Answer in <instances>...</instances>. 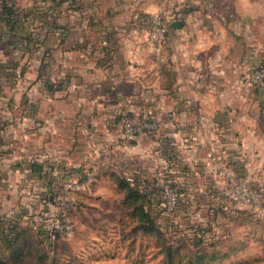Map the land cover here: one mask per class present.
Instances as JSON below:
<instances>
[{"label": "crops", "instance_id": "0c3cea01", "mask_svg": "<svg viewBox=\"0 0 264 264\" xmlns=\"http://www.w3.org/2000/svg\"><path fill=\"white\" fill-rule=\"evenodd\" d=\"M261 2L1 0L17 17L8 26L0 20V191H18L21 203L30 191L33 198L54 191L47 186L66 174L86 181L131 165L165 147L167 127L192 125L185 144L197 154L198 120L208 145L234 137L243 174L261 179L264 90L233 91L244 69L264 63ZM139 14L165 20L169 41L159 65L136 27ZM146 111L160 134L121 147L120 115L138 121ZM91 146L104 150L92 158Z\"/></svg>", "mask_w": 264, "mask_h": 264}, {"label": "rangeland", "instance_id": "374dc122", "mask_svg": "<svg viewBox=\"0 0 264 264\" xmlns=\"http://www.w3.org/2000/svg\"><path fill=\"white\" fill-rule=\"evenodd\" d=\"M191 128L178 127L172 133L165 128V151L174 156L175 166L161 170L162 158L153 152L131 165L119 163L116 169H103L81 180L83 188L69 203L73 235L59 239L54 253L46 254L39 251L34 234L25 229L14 244L21 249L17 264H264V214L259 216L254 209L225 197V188L244 175L246 165L241 164L236 139L231 137L225 145L218 139L212 146L214 161L210 162L204 155L208 149L205 127L199 132L203 141L200 151L194 155L189 152L185 143L193 133ZM133 176L163 185L143 191L151 193L152 232L137 226L124 202L119 180ZM29 193L26 198H33ZM20 197L14 189L1 190L0 217L12 219L25 211L34 214L39 223L43 207L27 200L20 203ZM52 213H44L42 218L48 227L56 221ZM22 221L25 228L34 223L28 216ZM198 239L201 246L189 245ZM178 240L187 249H174L168 243ZM10 248L11 244L0 237L2 259L8 257ZM9 261L12 263V258Z\"/></svg>", "mask_w": 264, "mask_h": 264}, {"label": "built area", "instance_id": "2783aa9c", "mask_svg": "<svg viewBox=\"0 0 264 264\" xmlns=\"http://www.w3.org/2000/svg\"><path fill=\"white\" fill-rule=\"evenodd\" d=\"M135 23L136 27L144 28L150 56L156 65H159L162 63V54L169 41L168 29L163 16L160 14H139L135 17ZM241 88L264 90V63H261L257 67L246 68L240 73L235 81L233 91ZM168 115L173 117L174 112L171 111ZM195 127L201 130L202 127H205V124L202 120H198ZM119 132V145L121 147L134 146L138 143L141 136H158L160 134V122L149 111H146L138 121L131 119L127 114H121L119 119ZM205 143L208 146L204 154L205 160L212 162L215 158L212 148L213 145H208L207 142ZM100 150L103 151L104 149L102 150L96 146H91L90 156L92 158L100 156ZM161 151L163 149L156 153L155 151L153 152L162 158L163 166L160 169L165 170L171 167V164L166 162V156L161 154ZM127 180L131 182V178ZM162 186L158 181H155V188ZM82 188V183H79L78 180L66 174L57 186V189L52 194H48V202L45 204L47 211L45 214L47 215L53 212L52 215L55 213L54 216L56 217L55 223L49 228L52 233L50 236L51 240L57 241L62 237L70 238L73 235L74 229L71 218L68 215L69 203L73 194L79 192ZM35 197L37 200L36 203H40V201L44 203V200L40 199L41 197ZM225 197L238 202L246 208H252L255 212L264 211V173H262L261 179L257 180L251 178L249 175H243L237 182H233L225 188ZM32 199H27L28 204L31 205V202H34ZM55 210H57V213ZM56 236L58 238H55Z\"/></svg>", "mask_w": 264, "mask_h": 264}, {"label": "trees", "instance_id": "16d2710c", "mask_svg": "<svg viewBox=\"0 0 264 264\" xmlns=\"http://www.w3.org/2000/svg\"><path fill=\"white\" fill-rule=\"evenodd\" d=\"M16 17L17 15L15 14V12H13L12 8H9L7 5H5V7L2 6V8H0V20L2 19L1 22H3L6 26L11 24L13 21H15ZM261 116H264V112L263 113L261 112ZM162 149L163 151H161V154H164L168 162L172 164L173 166H175L176 161H175L174 156L167 153V151H165V147ZM41 171L42 170L40 168L35 170V172H39V174L41 173ZM46 176L47 175H45V177ZM78 176L82 178L83 177L82 172L78 171ZM130 178H131V182H129L127 178L119 180V185L122 188L123 193H124V202L127 205V207L132 210L131 215L136 220L137 226L139 228L145 229L148 232L149 231L152 232L154 231V228H153L154 219L148 208L149 202L151 203V199L149 197V194L151 193L146 194V193H143V191L145 192L147 191V189H155L154 187L155 181L154 180L146 181V179L140 181L139 179H137L138 177H135V176L130 177ZM78 182L82 183L81 180H78ZM172 184H171V187H175V185H172ZM47 187L50 189L52 188L57 189V187H54L52 183H50V185ZM52 192H53L52 190L50 191L46 189L42 192L37 193V195H35L37 197H41L40 199L44 200V203H41L40 201V205L41 207H43L44 212H42L38 217L39 223L35 222L36 218L34 217V214L33 215L24 214L26 213L25 211H20L16 213V215H14V218L12 219L4 220L3 218L0 217V225L2 226V228H0V237L3 241L11 244L10 254L8 255L6 259H2L0 257V264H7V263L17 264V262L20 261L18 257L20 255L21 249L17 248L18 246H14V244L19 240L20 237H22L23 234L26 233V230L34 234L36 238L37 246L40 248V249L38 248L39 251L46 253V254L54 253V251L56 250V245L58 244L57 243L58 240L57 241L51 240L50 236L52 233L49 230L50 227H48L46 225V222L42 219L44 218L43 216H46L44 213H46L47 211L45 208V204H47L48 202V198H47L48 194H52ZM26 216H28V218L31 220V223L33 221L34 223H32V225L31 224L27 225L25 228L22 225L23 224L22 219H26ZM160 233L162 234L161 231ZM55 238H58V236H56ZM180 241L181 240H178L173 243H170L168 241V243L174 249L175 248L176 249H187V246L185 244L181 245ZM189 245L199 247L202 245V241L198 239L196 240L195 243L192 242ZM9 258H12V263L11 261H9Z\"/></svg>", "mask_w": 264, "mask_h": 264}]
</instances>
